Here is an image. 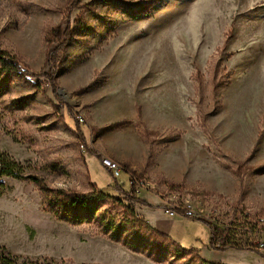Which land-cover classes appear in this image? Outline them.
I'll list each match as a JSON object with an SVG mask.
<instances>
[{"label":"rangeland","instance_id":"1","mask_svg":"<svg viewBox=\"0 0 264 264\" xmlns=\"http://www.w3.org/2000/svg\"><path fill=\"white\" fill-rule=\"evenodd\" d=\"M71 1L0 0V47L31 73H0V151L40 179H0V195L31 210L30 244L6 253L51 264H201L136 220L163 205L182 212L173 234L203 259L264 264L253 252L211 250L207 226L183 216L190 208L213 227L233 226L240 245L264 248V0H79L58 99L32 74L47 70V33ZM67 107L95 128L101 162L81 147ZM106 158L150 207L137 204L134 219L107 197L73 210L51 195L59 208L44 207L50 190L130 188Z\"/></svg>","mask_w":264,"mask_h":264},{"label":"trees","instance_id":"2","mask_svg":"<svg viewBox=\"0 0 264 264\" xmlns=\"http://www.w3.org/2000/svg\"><path fill=\"white\" fill-rule=\"evenodd\" d=\"M79 0H72L71 6L68 7L64 13L65 17H62L61 24L52 27L46 37V43L49 46L47 48V55L45 60L46 69H43L40 73H34L32 76L34 77L33 84L40 88L42 83H48L52 89V93L55 98H58V94L56 93V74L59 71L60 67L63 65V57L62 54L69 42L73 40L74 32L76 31L75 25L73 24L74 20L73 17V10L75 9L76 4ZM65 21V24L62 23ZM83 25L81 19H79L78 27ZM51 45V46H50ZM0 73H7L14 75L17 78H26L27 75L30 76L28 70L24 69L22 63L20 62L19 58L8 52L7 50L0 47ZM2 87H0L1 89ZM67 112L73 118L74 129L82 142V147L86 148V153L98 158L101 162V157L97 154V152L91 147L89 136L90 134L95 131V128H91L85 124L83 118L79 117L77 113L72 110L71 108L67 107ZM124 167V166H123ZM125 169V167H124ZM109 172V171H108ZM125 173L128 175V184L130 188L125 189L124 183L118 184L115 186V190L118 193L116 195H109L105 194L98 189V185L94 182L90 183L92 190L88 192H80L76 190H50L49 194H45V198L43 199V205L45 208H48L52 213L57 211V203L50 199V196L53 195L54 197L59 198L62 200L69 209L73 210H83L89 207V203L93 199H103L109 198L123 209L127 210L131 217L135 218L134 209L137 204L149 206L146 202H144L141 198L139 193L134 189V183L132 179H130V175L127 171L124 170ZM111 175V173L109 172ZM112 176V175H111ZM2 177H9L14 180L18 181H28L32 182L36 185L40 183V179L34 175H26L23 173L21 166L12 161L7 155L3 154L0 151V179ZM131 181V184H130ZM4 184L0 182V190L4 188ZM155 209H166V206L159 205L158 207H154ZM176 214L182 212L179 208L175 209ZM66 214L67 211L64 210ZM184 213V212H183ZM198 221H203L202 218H191ZM138 222L145 225L149 230L154 232L155 234L168 239L165 235L158 232L154 228H152L148 223H146L143 218L136 217ZM204 222V221H203ZM205 223V222H204ZM210 230V240L208 247L211 250L217 252H226L227 250L233 249L237 251H249L260 255V257L264 260V248H260V245H253L252 243L249 245H240L233 237L235 228L230 226L225 229H219L216 226H212L208 223H205ZM249 223L246 224V227ZM255 228V225H253ZM170 240V239H168ZM171 244L176 248L177 252L179 253H191L193 254L201 264H221L216 262H209L203 259L200 254L193 250V249H186L182 248L179 244L171 241ZM20 258L17 256H12L6 253V249L4 247H0V261L1 264H51V263H42V261H30L28 258L23 259V261L19 260ZM44 261L47 262L45 259ZM56 264V263H55Z\"/></svg>","mask_w":264,"mask_h":264},{"label":"crops","instance_id":"3","mask_svg":"<svg viewBox=\"0 0 264 264\" xmlns=\"http://www.w3.org/2000/svg\"><path fill=\"white\" fill-rule=\"evenodd\" d=\"M144 210H145L144 214L142 211H139V213L142 217L143 216L146 217V222L152 228L162 233L168 239L175 242L176 244H179L182 248L195 250V248H188L182 246L180 242H178L179 240L174 236L173 234L174 224L176 222L175 218L177 216H169L164 213L163 209H160V211L156 214H155L156 212L155 209H148L146 207L144 208ZM29 211L31 210L27 203L17 202L16 200L9 199L5 195H0V247H5L6 249L9 250V249H17L16 247L20 248L21 245L30 244V240L28 239V235H27V226H29V222H30ZM159 213H162L167 219L165 221L158 220L157 215ZM187 219L192 220L191 218L189 219V217H187ZM207 229H208V239L210 240V230L208 226ZM231 250L233 249L227 250L226 252H229ZM220 253H225V252H220ZM221 264H225V262Z\"/></svg>","mask_w":264,"mask_h":264},{"label":"built area","instance_id":"4","mask_svg":"<svg viewBox=\"0 0 264 264\" xmlns=\"http://www.w3.org/2000/svg\"><path fill=\"white\" fill-rule=\"evenodd\" d=\"M103 166L111 173L112 178L114 180H117V181H118L120 175L124 172V168H116L112 164H108V158L103 159ZM129 177H130V179H132L131 175ZM132 182L135 183L133 181V179H132ZM130 184H131V181H130ZM174 207H175V205H174ZM164 212H165V214H167L169 216L176 215V211H175V208H173V206L166 207V209H164ZM183 212H184L183 215L185 217L200 219V216H198L196 213H194L190 208L183 209Z\"/></svg>","mask_w":264,"mask_h":264},{"label":"bare ground","instance_id":"5","mask_svg":"<svg viewBox=\"0 0 264 264\" xmlns=\"http://www.w3.org/2000/svg\"><path fill=\"white\" fill-rule=\"evenodd\" d=\"M108 164H112L113 166H115L116 168H124L123 165H121L120 163H118L117 161H114L112 159H108ZM125 170V169H124Z\"/></svg>","mask_w":264,"mask_h":264}]
</instances>
